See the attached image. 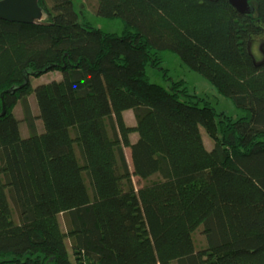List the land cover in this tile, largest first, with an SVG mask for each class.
<instances>
[{
    "label": "trees",
    "instance_id": "16d2710c",
    "mask_svg": "<svg viewBox=\"0 0 264 264\" xmlns=\"http://www.w3.org/2000/svg\"><path fill=\"white\" fill-rule=\"evenodd\" d=\"M93 1L122 34L80 22L72 0H40L44 25L0 18V264H264V57L252 49L264 0L252 13L229 0ZM161 50L246 115L150 82ZM51 71L62 78L33 87Z\"/></svg>",
    "mask_w": 264,
    "mask_h": 264
},
{
    "label": "rangeland",
    "instance_id": "374dc122",
    "mask_svg": "<svg viewBox=\"0 0 264 264\" xmlns=\"http://www.w3.org/2000/svg\"><path fill=\"white\" fill-rule=\"evenodd\" d=\"M75 10L79 15V21L82 23H90L95 28H99L104 32L122 34L124 25L120 18H104L98 16L96 13V7L94 8L93 0H72ZM252 49L257 60H261L264 57V33L255 38L252 42ZM158 57L160 61L153 66L149 64L146 66V75L148 80L152 83L163 86L164 88L171 90L176 87L180 90H184L189 96L185 97L197 100L201 106L209 104L214 107L218 113H225L227 116L236 120L246 115V111L238 108L234 101L223 94H221L215 85L207 79L202 73L197 70L191 69L181 58L170 50L159 51ZM153 63V62H151ZM62 73L60 71H51L42 74L41 76H31L30 81L33 87L39 84L46 83L52 80H60ZM179 82L180 84H175ZM32 112L34 115H39V107L35 93H31L29 96ZM14 113L21 118L20 130L22 136H29L30 131L26 122L23 120L22 104L19 102ZM129 121V120H128ZM36 123L38 132L44 131V125L41 119L36 116ZM203 138L207 148L211 149L214 145L208 134L204 129ZM135 134L132 135L134 139ZM125 153L129 165H131V152L129 148H125ZM136 187L143 184V180L138 182V179L134 178ZM61 226L63 230H66V224L64 216H60ZM193 239L195 242L196 250H200L206 247V237L203 232L202 226L198 227L193 233ZM177 264V263H175Z\"/></svg>",
    "mask_w": 264,
    "mask_h": 264
},
{
    "label": "water",
    "instance_id": "95a60500",
    "mask_svg": "<svg viewBox=\"0 0 264 264\" xmlns=\"http://www.w3.org/2000/svg\"><path fill=\"white\" fill-rule=\"evenodd\" d=\"M40 0H0V18L9 22L25 24L44 25L48 17L47 13L39 4ZM240 12L252 13L255 8L249 0H229ZM29 80V75L25 77V83ZM15 88L7 92H14ZM4 92L2 93V96ZM6 113V105L3 103L1 115Z\"/></svg>",
    "mask_w": 264,
    "mask_h": 264
},
{
    "label": "crops",
    "instance_id": "0c3cea01",
    "mask_svg": "<svg viewBox=\"0 0 264 264\" xmlns=\"http://www.w3.org/2000/svg\"><path fill=\"white\" fill-rule=\"evenodd\" d=\"M124 118L126 120V122L129 124V125H132L134 126L136 124V119H135V116H134V113H133V110H127L124 112ZM129 120V121H128ZM135 134V133H134ZM133 135V134H132ZM135 136H137L135 134ZM137 137H135L134 139L132 138L131 136V139L132 141H135Z\"/></svg>",
    "mask_w": 264,
    "mask_h": 264
}]
</instances>
